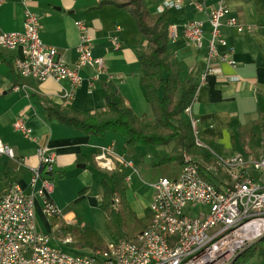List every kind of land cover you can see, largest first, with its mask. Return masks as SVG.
I'll use <instances>...</instances> for the list:
<instances>
[{
  "label": "crops",
  "instance_id": "0c3cea01",
  "mask_svg": "<svg viewBox=\"0 0 264 264\" xmlns=\"http://www.w3.org/2000/svg\"><path fill=\"white\" fill-rule=\"evenodd\" d=\"M102 1L33 0L30 4L32 12L40 18L43 43L55 48L56 60L70 68L78 61L80 33L77 22L88 26L93 39V55L104 59L106 65L105 73L98 79V71L92 67L82 70L83 80L76 89L68 81L38 82L21 78L14 68L18 52L0 48V140L15 154L14 160L0 156V194L14 185L29 192L31 168L39 165L37 148H49L55 155L54 170L49 176L54 187L52 199L63 217L49 220L39 199L35 209L36 230L58 239L71 236L74 247L79 244L78 229L91 228L106 239V215L101 210L102 182H110L111 174L96 164L95 157L102 149L113 147L115 153L125 159L126 162L116 164L114 173L126 192L129 210L140 220L150 212L155 194L153 185L162 178H178L182 170L177 163L171 164L179 168L172 175L167 169L170 164L154 165L175 149L176 142L161 147L126 148L125 139L114 132L104 137L87 136L48 117L47 105L77 113L105 112L102 91L110 90L117 93L145 124L155 123L139 61L148 42L126 10L114 6L99 8ZM163 2L145 0L153 17L165 13L170 26L178 28V37L174 42L169 41V50L172 57L184 65L182 80L191 77L198 85L191 115L199 120L200 138L207 145H213L212 149L220 155L263 158L264 0H182L181 9H165ZM221 3L230 9L245 31L238 33L224 25L222 35L229 48L219 51L221 55L228 54L234 65L212 60L214 73L200 85L208 64V50H199L186 40L184 25L192 20H206V15L196 10V4L205 6L208 13ZM24 24L23 0H5L0 5V36L23 32ZM205 32L208 39L210 27L207 23ZM15 87L20 90L16 91ZM18 119L31 129V138L14 128ZM249 174L264 186V171L250 170ZM221 183L225 185L226 180ZM247 264H264V254H257Z\"/></svg>",
  "mask_w": 264,
  "mask_h": 264
},
{
  "label": "built area",
  "instance_id": "2783aa9c",
  "mask_svg": "<svg viewBox=\"0 0 264 264\" xmlns=\"http://www.w3.org/2000/svg\"><path fill=\"white\" fill-rule=\"evenodd\" d=\"M32 1L23 0L24 31L0 36L1 49L18 52L14 68L19 76L38 82L68 81L76 89L82 83L84 68L97 69L96 79L104 74V59L94 57L93 39L82 21L77 22L80 42L76 65L70 68L56 60V49L41 39L40 18L31 10ZM4 2L0 0V5ZM182 5V0L163 2L165 9H181ZM195 8L206 15V20L189 21L183 33L197 49L208 50L207 68L200 80L202 85L207 76L214 73L212 60L234 65L228 54L221 55L219 51L229 48L222 35L224 25L238 33H243L245 27L223 3L208 13L203 5L196 4ZM206 23L210 27L208 39ZM169 37L173 42L177 39L176 26L170 28ZM15 90L20 88L15 87ZM187 114L197 147L207 150L215 160L206 168L207 172L216 176L222 174L225 185L212 183L194 157L184 153V165L178 178H162L153 185L155 194L149 207L152 218L148 228L134 239L110 243L103 249L84 254L77 252L71 236L58 239L36 230L35 209L39 199L49 220L63 217L53 202L54 187L49 177L54 170L55 155L49 148L40 146L37 148L39 165L31 168L30 191L14 185L0 194V264H231L241 252L264 240V186L249 174L250 170L264 171V157L257 160L242 154H218L200 138L199 120L192 117L191 108ZM14 128L31 138L32 131L23 120H16ZM0 156L15 159L13 149L1 140ZM95 161L102 171L110 174L116 171L118 162H126L113 147L102 149ZM120 203L117 196L114 209H118ZM197 207L203 209L194 216Z\"/></svg>",
  "mask_w": 264,
  "mask_h": 264
},
{
  "label": "trees",
  "instance_id": "16d2710c",
  "mask_svg": "<svg viewBox=\"0 0 264 264\" xmlns=\"http://www.w3.org/2000/svg\"><path fill=\"white\" fill-rule=\"evenodd\" d=\"M104 6L126 10L148 42L147 50L140 55L139 61L146 79L144 88L155 116V123L145 124L117 93L110 90L102 91L106 102L105 112L77 113L61 106L47 105L48 117L87 136L104 137L108 132H114L125 139L126 148L161 147L176 142L175 149L156 161L155 166L174 163L183 166L184 153L201 154L205 163L214 164L215 160L209 152L196 145L187 110L195 101L198 85L194 84L191 77L186 81L182 80L184 65L170 53L171 26L165 13L157 18L153 17L145 0H103L99 8ZM208 146L214 148L213 145ZM109 178L110 182H102L104 195L101 204V210L106 215L107 231L115 242L134 239L148 227L152 216L149 212L144 219H138L128 208L126 192L120 178L115 173H111ZM117 196L120 197L121 203L118 209H114V199ZM76 233L78 242L84 249L106 247L99 234L91 228L78 229ZM257 254H264V240L241 252L231 264H247Z\"/></svg>",
  "mask_w": 264,
  "mask_h": 264
},
{
  "label": "rangeland",
  "instance_id": "374dc122",
  "mask_svg": "<svg viewBox=\"0 0 264 264\" xmlns=\"http://www.w3.org/2000/svg\"><path fill=\"white\" fill-rule=\"evenodd\" d=\"M171 28V27H170ZM22 78V77H21ZM177 144V143H176ZM199 154V153H198ZM193 157H194V159H195V161L204 169V170H206V168L207 167H209V166H212L213 164H208V163H205L204 162V159H203V156L201 155V154H199V155H192ZM167 169H169L168 171L169 172H171L172 173V175L173 174H175V173H177V171H178V167L177 166H175L174 167V165H169L168 166V168ZM208 175H209V177H210V181L212 182V183H214L215 185H222V181L224 180V177L222 176V174H219V175H214V174H210L209 172H207V170L205 171ZM220 182V183H219ZM203 208L202 207H197L196 208V210H195V212H194V216H196V215H198L199 214V212L202 210ZM204 210H206L207 211V209L205 208ZM152 218V217H151ZM151 222V221H150ZM150 224V223H149ZM149 226V225H148ZM148 228V227H147ZM93 231H95L97 234H99V232L98 231H96V230H93ZM61 232H63V231H61ZM105 235H106V239H104L100 234H99V236H101L102 237V241L106 244V246L107 245H109L110 243H114L115 241L113 240V238H112V236L108 233V231H107V228H106V222H105ZM138 235V234H137ZM58 238V237H57ZM126 240H130V239H126ZM255 244V243H254ZM75 249L77 250V252H80V253H84V254H86V253H90V252H92L93 251V249H91V248H86V249H84V248H82L81 247V245L80 244H78L76 247H75ZM101 249H103V248H101ZM94 250H96V249H94Z\"/></svg>",
  "mask_w": 264,
  "mask_h": 264
}]
</instances>
